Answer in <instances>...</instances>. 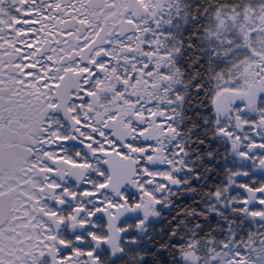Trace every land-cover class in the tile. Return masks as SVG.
<instances>
[{"label":"flooded vegetation","instance_id":"1","mask_svg":"<svg viewBox=\"0 0 264 264\" xmlns=\"http://www.w3.org/2000/svg\"><path fill=\"white\" fill-rule=\"evenodd\" d=\"M229 11V0H0V264H85L90 218L106 219L108 235L95 237L106 240L118 204L139 200L128 185L112 191L129 163L143 184L173 157L162 190L182 189L190 172L191 198L206 190L216 211L231 190L245 195L243 150L231 149L243 130L228 109ZM212 127L222 166L206 155ZM135 218L145 236L153 220ZM214 218L227 227L190 264H264V217Z\"/></svg>","mask_w":264,"mask_h":264},{"label":"rangeland","instance_id":"2","mask_svg":"<svg viewBox=\"0 0 264 264\" xmlns=\"http://www.w3.org/2000/svg\"><path fill=\"white\" fill-rule=\"evenodd\" d=\"M230 10L228 19L230 67L228 109L231 111L230 121L234 120L238 128L243 130L242 143L233 141L231 149L235 153L241 145L243 153L239 157H243L245 164L253 166L254 172L264 175V0H245L242 6L231 5ZM221 91L220 89L219 92ZM237 115L241 116L240 120L236 118ZM231 127V131L236 134L234 123ZM133 168V163H129L127 165L128 177L125 179L123 176H116L112 180V191L120 197L122 188L128 185L138 195L139 200L133 202V205L119 203L116 209L121 211L123 207L124 211H121L123 217H117L116 210L109 218V237L106 240L94 237L95 240H93L95 247L102 243L105 244L113 256L122 254L118 224L124 218L142 217L143 224L155 220L157 218L156 206L159 203L157 194L169 191L168 189L162 190L161 185L163 182H172L170 175L176 174L177 171L172 157L168 168L149 169L147 174H144L146 177L142 184L139 179L135 180V169ZM138 176L140 178L141 175L138 174ZM245 190L250 198L246 201V205L254 211L250 212L251 215L264 217L262 214L264 209L262 206L259 207L264 203V189L249 190L245 187ZM261 191L262 194H260ZM84 218L88 223V217H82ZM75 226L77 227L76 224ZM86 256L89 257L90 253ZM68 261L70 264L80 262L78 258L77 262H73L74 258H69Z\"/></svg>","mask_w":264,"mask_h":264},{"label":"trees","instance_id":"3","mask_svg":"<svg viewBox=\"0 0 264 264\" xmlns=\"http://www.w3.org/2000/svg\"><path fill=\"white\" fill-rule=\"evenodd\" d=\"M243 1L245 0H229V3L230 6L233 4L242 6ZM191 129L193 130L194 127ZM212 132V135L214 134L211 139L212 149L206 155L214 154V161L218 156V163L222 166V151L220 150L218 154L214 147L216 142L219 143L222 140L215 138L214 127H212ZM188 144H191V141ZM219 146H221L220 143ZM186 149L189 154L187 166H191L193 150L189 146ZM229 165L230 167L235 166V168L238 166L232 156L229 157ZM244 166L245 180H236L235 188L241 187V185L244 188L248 187L249 190L264 187V175L254 172L253 166L250 167L245 162ZM233 175L231 168L230 177ZM191 181L190 172H186L180 179L182 189L168 186L169 191L157 194L159 201L156 206L157 218L148 224L145 236H138V218H125L119 223L120 230L130 229L131 231V234H123L120 238L122 249L120 256H113L105 246L96 250L94 237L105 238L108 235L107 223L104 217H91L90 222L94 224V227H88L84 235L85 244L82 259L85 264H190V258L205 254L206 246L210 245V240L216 241L221 238L217 231H222L227 227L223 222H216L214 217H257L255 214L251 215L250 212L254 211H251L250 207L246 205V201L250 199L246 190L244 196L231 190L230 203H226V207H220L216 211V204L211 206L206 202L209 198L206 190H204V195L191 198ZM223 185L225 186V183ZM230 188H233L232 185ZM133 202L136 200L131 201V203ZM263 204H260L259 207H263ZM211 214L215 216L212 217ZM262 214H264V210ZM213 231L215 233L211 234ZM133 240L138 243H131ZM87 253H90L89 257L86 256Z\"/></svg>","mask_w":264,"mask_h":264},{"label":"water","instance_id":"4","mask_svg":"<svg viewBox=\"0 0 264 264\" xmlns=\"http://www.w3.org/2000/svg\"><path fill=\"white\" fill-rule=\"evenodd\" d=\"M157 161V160H156Z\"/></svg>","mask_w":264,"mask_h":264}]
</instances>
